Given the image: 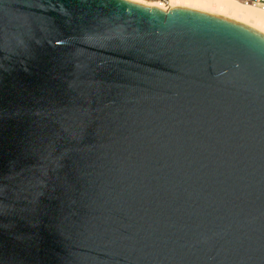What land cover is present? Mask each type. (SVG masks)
Returning a JSON list of instances; mask_svg holds the SVG:
<instances>
[{"label": "water", "instance_id": "95a60500", "mask_svg": "<svg viewBox=\"0 0 264 264\" xmlns=\"http://www.w3.org/2000/svg\"><path fill=\"white\" fill-rule=\"evenodd\" d=\"M0 264H264V36L0 0Z\"/></svg>", "mask_w": 264, "mask_h": 264}, {"label": "bare ground", "instance_id": "6f19581e", "mask_svg": "<svg viewBox=\"0 0 264 264\" xmlns=\"http://www.w3.org/2000/svg\"><path fill=\"white\" fill-rule=\"evenodd\" d=\"M134 1L167 11L158 2ZM169 9L216 16L246 26L264 36V10L234 0H169Z\"/></svg>", "mask_w": 264, "mask_h": 264}, {"label": "built area", "instance_id": "2783aa9c", "mask_svg": "<svg viewBox=\"0 0 264 264\" xmlns=\"http://www.w3.org/2000/svg\"><path fill=\"white\" fill-rule=\"evenodd\" d=\"M134 1V0H133ZM144 2H158L162 5H164L167 8V11H169V0H139ZM252 7H257L264 10V0H234Z\"/></svg>", "mask_w": 264, "mask_h": 264}]
</instances>
